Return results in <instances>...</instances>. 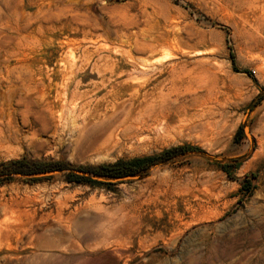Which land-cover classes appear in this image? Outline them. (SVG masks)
Returning <instances> with one entry per match:
<instances>
[{
    "label": "rangeland",
    "instance_id": "rangeland-1",
    "mask_svg": "<svg viewBox=\"0 0 264 264\" xmlns=\"http://www.w3.org/2000/svg\"><path fill=\"white\" fill-rule=\"evenodd\" d=\"M0 172V264H264V0H0Z\"/></svg>",
    "mask_w": 264,
    "mask_h": 264
},
{
    "label": "bare ground",
    "instance_id": "bare-ground-1",
    "mask_svg": "<svg viewBox=\"0 0 264 264\" xmlns=\"http://www.w3.org/2000/svg\"><path fill=\"white\" fill-rule=\"evenodd\" d=\"M153 46V45H152ZM169 53H166L164 54L163 58L166 60L168 57H169ZM159 59H162V58H159ZM148 62V61H146ZM145 63V62H144ZM150 64V62H148ZM153 63V62H152ZM161 63V62H159ZM143 70H146L147 68V64H142L141 65ZM149 66H152L153 69L157 68V65L155 64H151ZM151 70V68H150ZM149 71V70H148ZM155 71V70H154ZM153 71V72H154ZM157 71V70H156ZM151 73V72H150ZM171 74L174 73V69H173V72H170ZM176 73V72H175ZM174 73V75H175ZM152 74V73H151ZM151 77V76H150ZM175 76L171 77L169 80V82H171L172 84H174L175 82V79H174ZM107 82L106 80H103L102 83H105ZM146 84V83H145ZM174 86V85H172ZM172 88V87H171ZM80 96V95H79ZM123 97V94L121 95L117 89L115 87H111L110 90L107 91L106 95L99 99V100H96V105L99 106L102 104V102H108L109 103L111 102L112 103V111L115 109V105L117 103H119V99H121ZM81 99V98H80ZM111 99V100H109ZM163 99V98H162ZM166 99V98H164ZM204 99H205V96L203 95V93L200 92V89L199 90H192L188 93H179L177 94V96L175 97V99H171V100H162V101H159L157 100L154 104H152L150 107H145V105H142L143 107H138V112L139 114H137V112H135L134 114H130L128 115L125 119L128 120V122H130L131 124H136L138 122H145L147 121V117L151 116V118H155V119H164V120H168L170 119L172 116L174 115H178L182 112H186L188 111L189 109H191L192 106L194 105H201L203 104L204 106ZM77 101L78 100H75L73 103V105L76 107L77 106ZM86 102V101H85ZM87 103V102H86ZM106 104V103H105ZM206 105V104H205ZM105 106V105H104ZM94 107V105H93ZM107 107V106H106ZM109 107V106H108ZM82 108V107H81ZM74 109V108H73ZM88 110V109H87ZM107 110V109H106ZM105 110V111H106ZM214 110V109H213ZM79 112V111H78ZM85 112V111H84ZM209 113V112H208ZM207 114V112L205 113ZM100 115V114H99ZM112 115V114H111ZM125 117V116H124ZM120 118V117H119ZM143 118H146L145 120H142ZM205 118V117H204ZM211 120V119H210ZM148 121H149V118H148ZM147 121V122H148ZM119 122H120V119H119ZM118 122V123H119ZM139 125V124H138ZM115 126V125H114ZM135 127V126H134ZM133 127V128H134ZM113 128V127H112ZM130 128V126H129ZM131 127V129H133ZM170 128V127H169ZM128 129V128H127ZM126 129V130H127ZM170 130V129H169ZM168 131V130H167ZM132 133V132H131ZM110 134V133H109ZM148 134V133H147ZM171 135V134H170ZM167 136V135H166ZM114 137V136H113ZM126 143V142H125ZM148 143V142H147ZM137 146V145H136Z\"/></svg>",
    "mask_w": 264,
    "mask_h": 264
},
{
    "label": "trees",
    "instance_id": "trees-1",
    "mask_svg": "<svg viewBox=\"0 0 264 264\" xmlns=\"http://www.w3.org/2000/svg\"><path fill=\"white\" fill-rule=\"evenodd\" d=\"M247 73H249L252 76V71L251 70H245ZM261 97V96H259ZM202 152L201 150H199ZM155 156H147L142 159H135L127 162V164L123 167L120 166H112L105 164L102 167L110 169L109 172L107 173H119V172H125V171H133L137 168V164L141 162H146L148 160H153ZM5 166H13L12 171L14 172H27V173H41L47 170H59L62 168V163L61 162H52V161H44V160H36V161H29L25 158L22 159H16V160H11L6 163H4ZM95 171H99V169H94ZM1 173V172H0ZM41 176L35 177L33 179H40ZM69 178L72 180H79V181H88V182H94L95 178L94 177H86L82 176L78 173H73L69 175Z\"/></svg>",
    "mask_w": 264,
    "mask_h": 264
},
{
    "label": "water",
    "instance_id": "water-1",
    "mask_svg": "<svg viewBox=\"0 0 264 264\" xmlns=\"http://www.w3.org/2000/svg\"><path fill=\"white\" fill-rule=\"evenodd\" d=\"M247 115H248V112L245 114L244 120L246 119ZM245 132L249 137L251 136L250 127L248 125L245 126ZM75 172L85 173V170L76 169ZM137 177H138V175H136V174H122V175L116 176L114 178V180L118 181V180L132 179V178H137Z\"/></svg>",
    "mask_w": 264,
    "mask_h": 264
}]
</instances>
